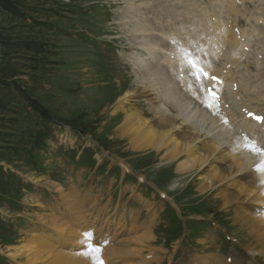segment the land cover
Wrapping results in <instances>:
<instances>
[{
	"label": "bare ground",
	"instance_id": "6f19581e",
	"mask_svg": "<svg viewBox=\"0 0 264 264\" xmlns=\"http://www.w3.org/2000/svg\"><path fill=\"white\" fill-rule=\"evenodd\" d=\"M120 1L124 7L115 10V23L120 26L121 36L130 37L122 53L132 62L128 76L134 77V84L128 83L127 76L119 77L117 70L109 73L117 75L115 93L122 92L111 111L112 119L117 118L110 120L115 127V138H126L127 148L141 156L155 152L159 156L156 161L172 171V178L182 183L183 190L197 192V198L205 199L215 191L216 206L231 208L232 226L252 237L253 244L245 249L264 261V215L255 211L259 206L264 207L261 183L264 172L258 168L264 165V157L241 147L243 139L237 138L216 117L228 118V125L237 130L252 132L260 139L264 136L261 130L264 123H256L248 115L251 112L264 116V33L261 31L264 13H250L248 17L245 0H207L204 5L193 0ZM245 21L253 23L250 29L244 28ZM180 43V50L170 49V45ZM184 49L194 51L209 75L218 78L214 84L203 80L204 86L214 87L219 93L216 107H206L208 111L196 103V97L205 100L206 93L181 59ZM100 86L94 89L90 85V101L98 102L93 95ZM95 158L99 162V157ZM46 178L37 182L45 189L52 187L65 213L54 207L50 211L45 209L41 197L35 194L39 200L35 204L43 211L36 214L30 241L21 242L15 252H10V259L17 262L19 256L24 257V264L41 260L47 264H96L91 256L81 254L86 247L81 231L61 216L72 212L78 221H86L84 213L90 211L94 221H101L100 227L109 219L117 224L103 248L106 264L161 263L162 253L150 245L152 228L148 225L153 226L157 216L150 205L147 211L153 212L144 225L139 222L136 210L123 208L119 213L118 206L110 209L95 196L82 199L79 189L84 188L79 182L66 189ZM82 201L84 206L79 205ZM123 217L130 221L128 229L132 233L121 228ZM119 229L127 245L119 247L121 243L117 240L113 247L111 242ZM145 252L148 255L144 256ZM213 258L217 261H210ZM224 262L219 256L208 259L195 252L187 263ZM231 264L238 262L232 260Z\"/></svg>",
	"mask_w": 264,
	"mask_h": 264
},
{
	"label": "rangeland",
	"instance_id": "374dc122",
	"mask_svg": "<svg viewBox=\"0 0 264 264\" xmlns=\"http://www.w3.org/2000/svg\"><path fill=\"white\" fill-rule=\"evenodd\" d=\"M244 4L257 13L264 0ZM123 7L120 0H0V264H24V257L16 262L9 254L30 241L36 214L43 211L35 194L49 211L57 200L51 186L37 182L44 176L66 189L79 182L85 190L102 193L103 203L126 201L141 219L147 211L131 195L147 202L157 212L150 245L162 253L160 264H180L183 258L176 249L179 233L162 216L161 204L169 202L177 213L188 206V227L209 214L226 234L253 244L252 237L232 226L229 208L207 201L210 193L198 205L196 193L183 190L155 152L141 156L127 148L126 138H115L110 120L117 118L111 111L122 92L115 93L117 75L109 73L117 70L134 84L126 65L130 60L121 58L130 37L121 36L115 23V10ZM99 84L93 95L98 102H92L90 85ZM187 217L180 218L182 225Z\"/></svg>",
	"mask_w": 264,
	"mask_h": 264
},
{
	"label": "snow or ice",
	"instance_id": "6c2138e0",
	"mask_svg": "<svg viewBox=\"0 0 264 264\" xmlns=\"http://www.w3.org/2000/svg\"><path fill=\"white\" fill-rule=\"evenodd\" d=\"M181 59L187 64L192 77L200 84L201 90L206 93V99L204 100L205 106L208 108L216 107L218 97L214 91V87L204 86L203 80L207 79L214 84L218 78L209 75L201 64L200 57L194 51L188 49L182 50ZM248 115L257 122L264 123V116L255 115L251 112H249ZM241 147L252 153L264 156V148L257 146L256 141L254 139H250L248 136L244 137ZM258 168L261 172H264V165L258 166ZM261 183L264 184V180H261ZM92 236L93 233L90 231L83 234V237L88 241V243L81 254L84 256H91L92 259L96 261V264H103V260L99 256L101 248L98 243L92 242Z\"/></svg>",
	"mask_w": 264,
	"mask_h": 264
}]
</instances>
